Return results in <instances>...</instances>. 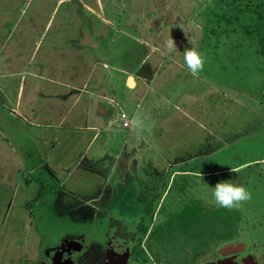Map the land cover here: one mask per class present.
I'll return each instance as SVG.
<instances>
[{
	"label": "rangeland",
	"instance_id": "1",
	"mask_svg": "<svg viewBox=\"0 0 264 264\" xmlns=\"http://www.w3.org/2000/svg\"><path fill=\"white\" fill-rule=\"evenodd\" d=\"M247 2L0 0V264L22 261L24 255L20 256L19 250L25 236L28 244H33L35 234L26 227L31 219L26 216L28 209L38 208L44 215L49 207L69 204L74 209L85 208L84 203L99 206L100 200L109 210L117 208L112 211L118 219H138L148 209L156 214L175 209L183 200V193L178 194L182 181L191 186L184 192L195 193L199 186V191L210 196L209 187L228 180L235 168L239 169L230 180L248 189L249 201L263 202L256 213L249 208L240 211L242 216L246 211L253 213L246 224L256 235L243 231L240 238L248 242L237 241L248 244L249 253L261 263L264 61L253 52V34L243 31H251L246 28L250 20L244 9ZM249 2L251 10H257L261 1ZM216 18L227 23L215 24ZM82 27L100 39V53L112 55L108 54L107 67L91 69L90 49L67 45V38L75 40ZM169 36L177 47L171 53L164 48ZM189 47L197 48L206 58L198 77L184 64L183 51ZM76 52L81 54L80 60ZM60 59L72 65L73 74L82 71L74 86L86 80V93L98 92L112 99L104 115L96 119L92 114L96 135L86 158L78 155L93 132L73 131L66 122L37 127L32 121L33 106H46L36 89H60L48 83L49 79L69 82L62 76L66 67L59 64ZM85 64L86 71L82 68ZM110 65L125 70V76L133 72V91L123 85L122 75ZM39 75L46 81H40ZM120 113L133 121L130 128L117 123ZM79 118L78 124L82 123ZM86 159L97 172L84 170ZM31 166L34 170L28 171ZM109 170L113 173L105 183L112 185L110 194L99 195ZM213 172L218 177L214 178ZM171 176L170 191L175 196H162ZM210 206L205 204V208ZM20 208L25 215L18 216ZM124 208L127 211H122ZM51 216L49 211L42 225L54 231L63 218ZM70 217L79 221L75 215ZM217 259L210 248L193 257L190 264Z\"/></svg>",
	"mask_w": 264,
	"mask_h": 264
},
{
	"label": "flooded vegetation",
	"instance_id": "2",
	"mask_svg": "<svg viewBox=\"0 0 264 264\" xmlns=\"http://www.w3.org/2000/svg\"><path fill=\"white\" fill-rule=\"evenodd\" d=\"M164 195L165 192L162 196ZM84 206L85 208L74 209L69 204H62L55 206L56 208L49 207L48 213L44 215L39 214L38 208L28 209L26 216L31 219L26 227L31 228L35 239L29 245L24 235L19 250L20 256L24 257L21 262L18 259L16 264H167L164 259L156 258L152 254L150 225L146 224V220H120L112 211L117 208L109 210L102 203L99 206L84 203ZM124 210L127 211L122 209ZM24 211L20 208L16 213L21 216L25 215ZM49 211L52 218H63L54 231L51 227L47 230L43 228L47 226L42 225ZM70 215L79 217V221L72 220ZM143 227L146 228L144 233ZM27 246L30 248L27 249ZM249 250L250 248H245L234 254L232 262L243 264L241 259L247 255L255 259ZM221 259L223 258L218 255L217 260Z\"/></svg>",
	"mask_w": 264,
	"mask_h": 264
},
{
	"label": "trees",
	"instance_id": "3",
	"mask_svg": "<svg viewBox=\"0 0 264 264\" xmlns=\"http://www.w3.org/2000/svg\"><path fill=\"white\" fill-rule=\"evenodd\" d=\"M249 1L244 5V9L250 15L246 28L250 27L251 31L246 28L243 31L245 35L252 36L253 34L251 37L252 39L255 38L253 52L264 61V0H260L261 2L257 3L258 5L254 4L257 5V10H251L250 4L252 1ZM212 22H215V24L227 23L221 18H216ZM256 164L253 163V166ZM244 166L247 167V165ZM235 169L237 171L239 168ZM231 173L228 180L234 178L233 172ZM217 175L219 174H212L214 178L218 177ZM171 178L172 176L168 180V186L166 187V190H168H165L167 192L165 197L168 195L175 196L170 191L174 183ZM182 184L181 191L178 194L183 193V200L176 203L175 209L172 211L169 209L163 210L157 214L154 209L150 212H148V209L140 217V220H146V224L149 223L150 225L153 256L164 259L167 264H190L193 257L204 253L210 248L214 252L215 249L225 243L248 242L247 238L243 240L240 238L243 237V231L246 233L250 231L248 235L251 236L256 235L254 229L249 228L246 224L249 221L247 216L250 217L253 213L246 211L245 216L244 214L242 216L240 211H243V208H249L256 213L258 210L260 211L259 208L263 205L262 201L253 199V201L245 202L242 207L232 210L220 208L214 204H211L209 208H205V204L208 205V203H205V200L201 198L204 193L198 190L199 186L192 195L190 192H184L191 187L189 183L184 184V181H182ZM250 204L251 206H249ZM242 227L243 229H241ZM145 229V227L142 228V233Z\"/></svg>",
	"mask_w": 264,
	"mask_h": 264
},
{
	"label": "crops",
	"instance_id": "4",
	"mask_svg": "<svg viewBox=\"0 0 264 264\" xmlns=\"http://www.w3.org/2000/svg\"><path fill=\"white\" fill-rule=\"evenodd\" d=\"M78 31L79 33H76V34H79V36H77L75 40L73 38L72 39L67 38L66 40L67 45H69L70 48L73 47V48H79V49L80 48L90 49V51L92 52L93 60H94L93 65L89 66L91 69L94 68L93 66L95 67L101 66V68L107 67L108 65L106 63L107 62L106 59L108 57H111L112 55L110 54L109 51L104 52V53H100L101 51L99 52L100 39L94 36L93 34L94 32L92 33L91 31H89L87 27L79 28ZM37 44H40L39 41H37ZM108 54L111 56H109ZM80 55L81 54H78V53L76 54V57L78 56L79 58L78 60H80V57H81ZM64 61L66 60L60 59L59 64L60 65L62 64V66L66 67V69L62 70V76L67 77V80L69 82H66L64 79L63 80L61 79L62 81H55V80L49 79L47 81L48 83L57 85L60 89H57V88L51 89L50 87L45 88V86H40L38 89H36L38 96L43 99L44 105L46 106L45 107L43 106L34 107L33 106L30 113L32 115V121H34L33 123L37 127L43 124L44 126L45 125L48 126L53 121L56 122V126L66 122V123H69L70 126H72L71 129L73 131H79L81 133L82 132H93L91 137L88 139V143L86 144L85 148L78 155V158H86L88 146L96 135V127L94 126V122H92V119H91L92 114L95 115L96 119H98L99 116L104 115L106 113V106L111 104L112 99L107 98L106 96L101 95L98 92L91 91V92L86 93V91L84 90L85 84H87L86 80L82 82L81 85L74 86L73 82H76V83L80 82L78 80V76H82V71L80 70L79 72H76L73 74L72 65L68 64L69 62L66 63ZM86 67L88 68V64L87 65L85 64L82 67L84 71L87 70ZM109 67H111V69L113 68L114 70L118 71L122 75L123 85L129 91H133L135 87V78H134L133 72L132 73L130 72L129 74H126L125 76V70L119 67L112 66V65H110ZM67 68H69V70ZM128 76L130 77L128 78ZM38 79L40 81H46L41 75L38 76ZM96 99H99V101L96 102ZM50 100H52V102L54 101V104L47 103ZM100 100L106 101V103L104 104L103 102H100ZM15 105H17V103ZM135 105H137V103H135ZM78 116H81V119H82V123L80 124H78V122H80V118H79V121H77ZM51 117L56 118V120H53ZM128 120H129V128H130L131 126L130 123L133 121L129 118ZM82 136L83 135L80 134L78 138L81 139ZM94 158H97V157H94ZM87 162H89L88 159L84 160V164H85L84 166L87 165ZM29 170H34V167L31 166V168H28V171ZM84 170L92 171V172L98 171L97 169H95V166L90 167L88 165L84 168ZM106 173L107 174L104 176V184H102L100 187L101 189H103V191L99 193V195H103L104 193L110 194L109 189L111 188L112 185L109 186V184L105 182L108 181L109 176L112 175L111 173L113 172L109 170L108 172L106 171ZM94 201H97V200L94 199ZM99 203H100V200H99Z\"/></svg>",
	"mask_w": 264,
	"mask_h": 264
},
{
	"label": "clouds",
	"instance_id": "5",
	"mask_svg": "<svg viewBox=\"0 0 264 264\" xmlns=\"http://www.w3.org/2000/svg\"><path fill=\"white\" fill-rule=\"evenodd\" d=\"M164 48L169 53L177 51L175 42L170 36L164 42ZM183 59L190 74L193 77H198L204 69L206 58L197 48L189 47L183 51ZM231 171L235 172L234 169H231ZM209 188H211L210 198L208 193H205L201 198L205 200V203L214 204L220 208L229 210L238 209L245 202L251 200V193L248 189L234 180L218 181L214 187Z\"/></svg>",
	"mask_w": 264,
	"mask_h": 264
},
{
	"label": "water",
	"instance_id": "6",
	"mask_svg": "<svg viewBox=\"0 0 264 264\" xmlns=\"http://www.w3.org/2000/svg\"><path fill=\"white\" fill-rule=\"evenodd\" d=\"M245 248H250V247L249 246L246 247L245 244L242 242L225 243V244L219 246L215 250V254L219 255L223 259L217 260V261L211 262V263H206V264H235L234 262H232V259L234 258V254L242 252L243 250H245ZM247 258H249L248 259L249 264H257L255 259L251 255H247L244 258H242L241 262L243 264H246L245 260ZM260 264H264V257H263V260Z\"/></svg>",
	"mask_w": 264,
	"mask_h": 264
},
{
	"label": "built area",
	"instance_id": "7",
	"mask_svg": "<svg viewBox=\"0 0 264 264\" xmlns=\"http://www.w3.org/2000/svg\"><path fill=\"white\" fill-rule=\"evenodd\" d=\"M118 123L122 128H127L129 126V120L127 119V116L124 113H120L118 115Z\"/></svg>",
	"mask_w": 264,
	"mask_h": 264
}]
</instances>
